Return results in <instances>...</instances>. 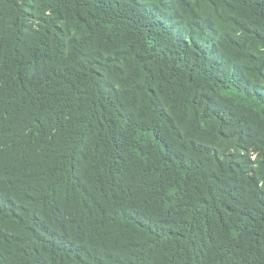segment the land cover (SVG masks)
<instances>
[{"label":"trees","instance_id":"obj_1","mask_svg":"<svg viewBox=\"0 0 264 264\" xmlns=\"http://www.w3.org/2000/svg\"><path fill=\"white\" fill-rule=\"evenodd\" d=\"M0 264H264V0H0Z\"/></svg>","mask_w":264,"mask_h":264}]
</instances>
